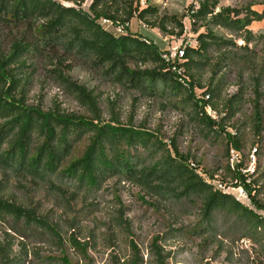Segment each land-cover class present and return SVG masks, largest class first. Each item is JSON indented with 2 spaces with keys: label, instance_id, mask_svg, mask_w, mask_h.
<instances>
[{
  "label": "trees",
  "instance_id": "obj_1",
  "mask_svg": "<svg viewBox=\"0 0 264 264\" xmlns=\"http://www.w3.org/2000/svg\"><path fill=\"white\" fill-rule=\"evenodd\" d=\"M138 1L91 0L88 8L82 9L85 0H69L72 7H65L56 0H0V24L22 29L20 37L13 39L6 51L0 50V225L21 237H27L33 225L55 233L54 227L37 215L35 209L3 197L10 180L19 184L22 181L34 185L47 183L59 192L61 189L54 184H65L89 195L97 192L107 180L116 179L134 184L147 195L169 203L197 201L199 225L206 229L213 214L222 211L233 217L244 237L264 248V217L258 212L264 211V205L258 200L255 188L247 182L249 175H243L242 169H227L236 180L235 187L240 186L246 192L252 209L205 181L197 165L191 166L189 158L176 150L170 153L161 141L152 140L150 132L123 126L118 119L101 121L96 98L64 75L58 68L62 65L59 58H53L57 60L55 69L48 72L54 82L72 94L93 117L45 112L39 106L27 105L28 58L39 56L48 48L55 55L63 51L81 57L101 70L103 76L144 96H182L181 105L191 108L194 122L202 124L209 133L223 135L227 147L232 145L240 151L239 141L226 132L224 122L237 114L242 87L228 100H223L221 112L217 110L222 100L225 73L235 72L237 78L249 81L255 132L260 133L264 121V52L258 57L249 45L264 37L254 36L249 27L264 21V11H254L250 6L219 7L218 0H197L187 17L195 33L198 29L203 32L197 34L195 48H186L179 65L188 79L187 85L177 79L154 45L128 33V29L126 34L115 36L99 26L101 18L128 24L135 17L163 32H167V21L174 22L177 36L183 35L181 19L164 17L147 22L146 18L156 15L157 10L149 6L139 9ZM219 30L240 39L243 47L219 35ZM235 50H243V54ZM129 63L151 65L152 69L131 70ZM205 73H209L210 78L202 85L200 78ZM194 88L205 89L202 99L196 98ZM207 107L217 112V121L206 115ZM83 138L88 140L83 154L67 162L73 146ZM119 224L127 230L125 222ZM157 241L158 238L153 240L150 254L155 264H165L167 255L162 253ZM71 242L85 254V248L74 238ZM132 247L134 253L129 264H142L137 248ZM26 255L27 252L23 256L13 255L10 241L0 245V264H23ZM62 262L69 264L65 257Z\"/></svg>",
  "mask_w": 264,
  "mask_h": 264
},
{
  "label": "rangeland",
  "instance_id": "obj_2",
  "mask_svg": "<svg viewBox=\"0 0 264 264\" xmlns=\"http://www.w3.org/2000/svg\"><path fill=\"white\" fill-rule=\"evenodd\" d=\"M56 1L65 7L73 6L69 0ZM140 1L139 9L149 6L157 10L156 15L146 18L147 22L164 17L182 21L184 33L181 36H177L178 29L171 21L165 23L167 32L148 27L135 17L128 23V33L139 36L159 51L175 47L182 41H193L198 33L203 32V29H198L195 33L187 17L190 7L197 5V0H146L145 6ZM90 2L85 0L81 8L87 9ZM218 2L219 7L239 9L250 6L254 11H264V0ZM249 30L256 37H264V21L253 23ZM21 33L22 29L0 24V50L6 51L11 41L18 39ZM217 33L243 47L242 41L234 35L222 30ZM249 49L260 57L264 52V39L255 40ZM238 52L243 54V50ZM54 57L62 61L58 68L65 76L85 87L96 98L101 121L118 119L123 126L150 132L152 140L161 141L170 153L176 150L189 158L191 166L197 165L199 175L205 181L252 209L248 199L239 194L240 190L245 191L240 186L235 187L236 180L227 170L242 169L241 173L249 175L247 182L255 188L258 200L264 205V121L262 130L257 134L249 81L237 78L235 72H226L222 100L217 108L221 112L223 100H228L238 87H242L237 114L224 122L226 132L239 141L241 149L237 151L232 145L227 147V139L223 135L209 133L202 124L194 122L191 108L181 105L182 96H144L103 76L101 70L69 52L60 51L55 55L47 48L39 56L28 58L25 69L29 75L25 96L27 105L39 106L45 112L60 111L93 117L72 94L54 82L48 72L55 69L57 60H53ZM128 67L141 71L152 69L151 65L135 63H129ZM209 78V73L203 74L200 83L205 85ZM185 82L189 85L188 80ZM204 91L194 88L196 98L202 99ZM205 112L217 121V112L209 107L205 108ZM87 145V138L76 143L66 161L79 158ZM146 159L151 160L150 157ZM54 186L62 192L50 188L47 183L34 185L22 181L19 184L10 180L3 193L7 200L35 209L37 215H41L55 229L52 233L33 225L29 227L27 237H21L7 226L0 225V245L10 241L15 256H23L27 252L23 264H64V257L69 264H129L134 253L132 245L137 248L142 264H155L150 254L155 238H158L157 246L167 255L165 264H264V248L244 237L233 217L218 211L213 214L208 229L200 226V204L197 201L169 203L147 195L134 184L116 179L107 180L97 192L89 195L65 184ZM258 212L264 216V211ZM122 222L128 225L127 230L119 224ZM72 238L85 248L84 255L72 245Z\"/></svg>",
  "mask_w": 264,
  "mask_h": 264
},
{
  "label": "built area",
  "instance_id": "obj_3",
  "mask_svg": "<svg viewBox=\"0 0 264 264\" xmlns=\"http://www.w3.org/2000/svg\"><path fill=\"white\" fill-rule=\"evenodd\" d=\"M146 3H147L146 0L140 1V4L142 6H145ZM98 24L105 31H109V32L113 33L115 36L126 34L127 29H129V24H127V23L122 24V23L114 22L110 19H105V18H101L100 20H98ZM196 46H197L196 39L193 41L191 39H189L187 41L180 42L175 47H170L165 51H159L160 57L170 64L171 71L176 75L177 79L183 84L184 83L186 84L185 81H187L188 79L184 77L183 70L181 69V67L179 65L184 60L186 48H195ZM207 98L208 97H205V99H207ZM208 115L211 116L209 113H208ZM211 117H213V116H211ZM231 153H233V151H231ZM239 194L243 195L244 198H247V194L245 192H242V190H240Z\"/></svg>",
  "mask_w": 264,
  "mask_h": 264
}]
</instances>
